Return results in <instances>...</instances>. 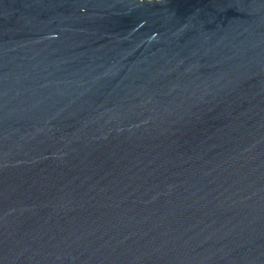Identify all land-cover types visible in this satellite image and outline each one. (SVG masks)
Masks as SVG:
<instances>
[{"label":"water","instance_id":"1","mask_svg":"<svg viewBox=\"0 0 264 264\" xmlns=\"http://www.w3.org/2000/svg\"><path fill=\"white\" fill-rule=\"evenodd\" d=\"M0 264H264V0H0Z\"/></svg>","mask_w":264,"mask_h":264}]
</instances>
